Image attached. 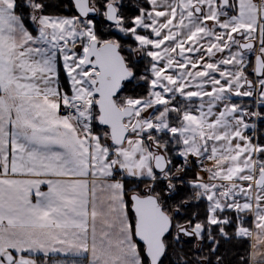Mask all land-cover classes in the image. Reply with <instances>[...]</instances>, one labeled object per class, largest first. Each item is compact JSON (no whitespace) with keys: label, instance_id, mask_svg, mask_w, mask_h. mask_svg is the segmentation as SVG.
I'll return each instance as SVG.
<instances>
[{"label":"snow or ice","instance_id":"snow-or-ice-1","mask_svg":"<svg viewBox=\"0 0 264 264\" xmlns=\"http://www.w3.org/2000/svg\"><path fill=\"white\" fill-rule=\"evenodd\" d=\"M0 264H264V0H0Z\"/></svg>","mask_w":264,"mask_h":264}]
</instances>
